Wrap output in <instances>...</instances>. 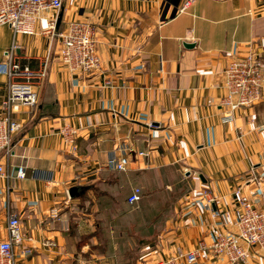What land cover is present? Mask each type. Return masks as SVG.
<instances>
[{
    "label": "crops",
    "instance_id": "0c3cea01",
    "mask_svg": "<svg viewBox=\"0 0 264 264\" xmlns=\"http://www.w3.org/2000/svg\"><path fill=\"white\" fill-rule=\"evenodd\" d=\"M187 1L64 0L58 26L94 29L91 74L69 73L55 42L0 26V63L15 44L22 62L46 66L35 109L10 114L21 130L0 160V242L7 212L24 237L15 264H155L209 243L221 229L211 215L233 212L236 189L264 208V94L228 124L219 106L227 63L264 58V0H190L181 11ZM5 90L0 75V102ZM65 127L77 131L74 151ZM117 147L130 152L124 173L105 167ZM195 264L224 261L202 253ZM242 264L264 258L252 249Z\"/></svg>",
    "mask_w": 264,
    "mask_h": 264
},
{
    "label": "built area",
    "instance_id": "2783aa9c",
    "mask_svg": "<svg viewBox=\"0 0 264 264\" xmlns=\"http://www.w3.org/2000/svg\"><path fill=\"white\" fill-rule=\"evenodd\" d=\"M64 0H0V26H7L14 36H40L49 44L58 47L59 62L72 74H91L99 70V59L94 29L86 22H71L57 27L55 14L62 9ZM226 1V0H220ZM190 3L187 1L181 11ZM16 45L12 44L4 61L0 63V75L6 79V90L0 102V160L12 157L13 139L20 132L21 125L10 116L17 108L34 109L38 103V92L46 79L44 61L37 60L32 67L16 56ZM223 97L220 108L228 115L226 122L233 120L236 112L250 109L261 101L264 85V58L250 51L247 55L231 59L222 71ZM64 144L74 151L77 131L65 127L59 131ZM130 152L125 147H117L111 153L106 168L109 171L124 173L127 169ZM16 177L25 178L24 169H16ZM8 175L0 164V179ZM198 180V178H195ZM236 209L231 214L212 213V219L221 220V229L215 230L211 241H200L196 248L161 259L155 264H195L202 253L221 258L224 264H242L252 247H258L264 254V212L255 210L248 197L240 190L233 193ZM141 191L132 190L127 197L128 205L140 201ZM209 202H213L209 200ZM8 239L0 242V264H15L14 247L24 242L20 231L19 218L11 212L6 214ZM235 232V233H234ZM28 251L25 250L24 254Z\"/></svg>",
    "mask_w": 264,
    "mask_h": 264
},
{
    "label": "rangeland",
    "instance_id": "374dc122",
    "mask_svg": "<svg viewBox=\"0 0 264 264\" xmlns=\"http://www.w3.org/2000/svg\"><path fill=\"white\" fill-rule=\"evenodd\" d=\"M257 53V52H256ZM45 82V81H44ZM44 84V83H43ZM43 86V85H42ZM38 94H39V92H38ZM263 94H264V85H263V90H262V94H261V96H263ZM38 97H39V95H38ZM261 99H262V97H261ZM259 104V103H258ZM257 104V105H258ZM256 106V105H255ZM255 106H253L252 108H254ZM252 108H250V109H252ZM35 109V108H34ZM223 120V119H222ZM224 124H228V123H230V122H226V120L224 119L223 121H222ZM232 122V121H231ZM139 156H146V155H144L143 153H139L138 154ZM3 157H1L0 159H2ZM128 159H129V157H128ZM105 167H106V165H105ZM107 169V168H106ZM126 171H127V169H126ZM125 171V172H126ZM112 172V171H111ZM114 173H117V172H114ZM195 178H197L196 176H194L193 177V180L194 181H196V179ZM236 190H240L241 191V189H236ZM235 190V191H236ZM234 191V192H235ZM233 192V193H234ZM242 192V191H241ZM243 193V192H242ZM244 195V194H243ZM233 196V195H232ZM246 196V195H245ZM247 197V196H246ZM210 200H212L211 198H210ZM233 201H234V203H235V200H234V197H233ZM250 201H251V199H250ZM251 204H252V207L255 209V210H258V211H262V212H264V208H261V207H259L257 204H255V202H253V201H251ZM136 205V204H135ZM131 206V205H130ZM133 206V205H132ZM235 206H236V203H235ZM235 209H236V207H235ZM235 233V232H234ZM252 249H257L260 253H261V255L263 256V258H264V254L262 253V251L258 248V247H252ZM251 249V250H252ZM183 264H185V263H183Z\"/></svg>",
    "mask_w": 264,
    "mask_h": 264
},
{
    "label": "water",
    "instance_id": "95a60500",
    "mask_svg": "<svg viewBox=\"0 0 264 264\" xmlns=\"http://www.w3.org/2000/svg\"><path fill=\"white\" fill-rule=\"evenodd\" d=\"M59 23H60V18H59L58 21H57V27H58ZM189 46H190V45H189Z\"/></svg>",
    "mask_w": 264,
    "mask_h": 264
}]
</instances>
